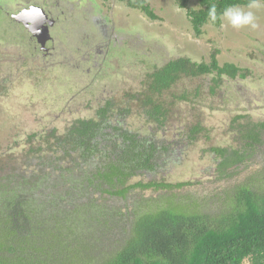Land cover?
<instances>
[{
  "label": "trees",
  "instance_id": "obj_1",
  "mask_svg": "<svg viewBox=\"0 0 264 264\" xmlns=\"http://www.w3.org/2000/svg\"><path fill=\"white\" fill-rule=\"evenodd\" d=\"M176 1L187 8L197 33L213 5L219 15L226 7L249 3L197 0L200 7L193 9L190 0ZM142 8L157 18L149 5ZM241 71L235 63L220 65L216 54L210 62L187 56L170 58L146 75L141 90L126 94V103L108 101L92 108L91 116L67 122L62 130L49 127L32 132L26 135L22 150H13L17 143L8 145L12 140L0 141V210L5 207L10 230L29 228L36 214L30 205L36 201L43 206L40 213L49 215L44 221L51 220V231H65L67 237L79 241L72 249V243L60 234L63 248L48 247L37 264H244L246 259L250 264H264V182L256 187L251 173L240 180L239 174L244 173L238 167L258 151L264 153V122L238 121L232 127L238 143L206 150L217 156V182L207 186L208 190L232 180L223 191L218 213L205 212L198 200L191 196H182V200L175 192L200 185L199 181L173 183L163 177L205 129L199 122L190 123L178 137L164 135L176 120L173 115L178 105L193 104L203 94L185 80L211 75L206 94L211 97L217 94L224 75L246 77ZM136 108L152 133L133 129L127 122ZM148 189H168L172 196L151 210L132 207ZM188 197L193 200L185 202ZM75 231L94 232L79 235ZM84 236L95 241L93 248ZM23 255L16 259L0 256V264H18L15 260Z\"/></svg>",
  "mask_w": 264,
  "mask_h": 264
},
{
  "label": "rangeland",
  "instance_id": "obj_2",
  "mask_svg": "<svg viewBox=\"0 0 264 264\" xmlns=\"http://www.w3.org/2000/svg\"><path fill=\"white\" fill-rule=\"evenodd\" d=\"M7 1L10 0H0V35H4L9 29L6 26L1 29L3 23L9 22V19L2 15L1 10V6L6 5ZM148 2L158 16L156 20L150 19L149 12L147 17L138 14V17H133L125 27L121 26L119 29L125 34L134 33L131 34L132 37L141 35L145 45L140 46L135 42L125 54L120 49L114 53L110 51L108 61L106 59L103 66L92 69L90 73L86 72V65L81 66L78 73L79 71L72 66L73 62L65 61L62 51H68L66 53L68 54L72 49L70 46L56 49L55 55L48 59V63L53 58L59 63L47 67L35 66L29 71H24L21 64L17 63L13 66L7 64L8 60L3 62L4 68L0 70V141L8 143L12 140L8 145L15 142L17 146L12 145L13 150H22L26 135L49 127H58L62 130L67 122L77 116H91L93 109L87 105L95 106L104 96L113 95L119 102H123L124 92L141 90L146 75L170 58L187 56L197 62H210L212 54H216L220 65L235 63L250 69L251 73L244 78L241 88L231 79L224 84L221 83L222 91L218 87L217 94L211 97L206 95L209 89L207 88V91L205 89L211 76L185 80L189 87H199L203 94H200L193 104L184 102L178 105L179 110L175 109L173 115L176 120L171 121L173 124L164 135L168 139L178 137L186 130V125L195 122L201 123L205 129L199 133V139L181 154L180 162L168 166L163 177L173 183L199 181L200 185L188 186L175 192L182 200V196H191L194 200H198L205 212L218 213L222 208L223 191L231 185L232 180L222 185L214 184L208 190L207 186L217 182L215 174L217 156L206 150L213 146L229 147L234 146V142L238 143L234 140L235 129H232L239 123L234 119L236 115L245 113L251 115L250 119L256 122H264V70L260 67L264 58V1L260 2L259 7L251 9L256 16L255 29L250 27L235 29L231 26L222 28L221 24L216 25L208 19L199 24L200 34H197L187 8L179 7L173 0H148ZM188 5L193 9L200 7L197 0H190ZM241 7L248 10L247 5ZM81 16L77 8L74 17L78 23ZM86 31L91 33L88 27L81 29L82 34ZM77 39L79 37H76V43H78ZM110 61L113 62L112 65H109ZM254 69L258 70L255 72ZM243 92L253 93L262 101L256 104L250 97H245ZM134 110L128 123L133 129L148 133L150 128L145 119L138 113L137 108ZM157 136H161V133ZM261 154L258 151L252 157L257 160H250L245 167L249 170H245L244 175L239 174L240 180L251 173L255 176L253 184L256 187L263 184L264 164L260 162ZM137 180L139 179L134 181ZM171 193L168 189L145 190L140 194L141 197L133 201L132 207H137L140 211L151 210L164 199L172 196ZM189 197L185 202L193 200ZM30 207L36 214L29 228L24 229L25 231H11L7 224V211L2 206L1 258L16 259L17 256L24 254L15 260L19 262L18 264H37V259H41L42 254L48 252V247L58 250L59 245L63 248V243L59 239L60 234L63 236V233L64 239L72 243V249L79 246V241L75 242L74 236L67 237L65 231H51L49 227L51 220L48 223L44 221L49 215L40 213L43 211L40 203L32 201ZM73 227L78 229L76 224ZM75 232L81 235L94 231ZM84 237L89 238L86 241L93 248L95 241L89 236ZM94 252H99V249H95ZM75 264L79 263L75 262ZM244 264H250V261L246 259Z\"/></svg>",
  "mask_w": 264,
  "mask_h": 264
},
{
  "label": "flooded vegetation",
  "instance_id": "obj_3",
  "mask_svg": "<svg viewBox=\"0 0 264 264\" xmlns=\"http://www.w3.org/2000/svg\"><path fill=\"white\" fill-rule=\"evenodd\" d=\"M173 1L180 7L178 1ZM134 3H143L144 6L149 5L150 9L153 8H151V3H149L148 0H134ZM143 5H132L130 0L7 1L6 5L1 6L2 15L6 19H9V22L3 23V28L1 27V29L3 30L5 26L9 27V29L6 30L4 35H0V70L4 68L3 62L6 60H8L7 64L13 66L14 64L16 66L17 63L21 64L23 69H25L24 71H29L35 66L41 68L43 65L45 67H47V65H55L59 62L55 61L53 58L52 61L48 63V59L55 55L56 49L70 46L72 49H70L68 54H66L68 51H62L64 52L65 61L67 60L70 63L73 62L72 66L75 67L77 71L80 70L81 66L86 65V72L90 73L92 69L103 66L106 59L108 61L110 51L114 53L118 52V49H120V51L125 54L128 52L127 50L134 46L135 42H138L140 46L145 45V41L141 35L132 37L131 34L134 33L125 34L124 31H119L121 26L125 27L133 17H138V14L147 17V11L142 8ZM77 8L82 15L79 23L74 17L77 14ZM173 8H175L174 5ZM150 19L156 20L157 18ZM83 27H88L91 33H87L86 31L82 34L81 29ZM76 37H79V39H77L78 43L75 42ZM112 64L113 62L110 61L109 65ZM260 67H263L261 70H264V58L262 59ZM241 68L243 69L241 72H245L246 77L250 75V69ZM257 70L258 69H254L255 72ZM78 73H80V71ZM203 77L205 76L198 78ZM246 77L240 74L235 78L224 75L221 78V83L224 84V82H228L232 79L241 88V83ZM211 79L207 81L205 85V87L207 86L205 88L206 91L211 86ZM220 90L222 91V89ZM127 93H130V91L127 90L123 93V102L121 103L112 95L111 97L104 96L97 101L95 106L87 105V107L96 108L100 104L104 106L108 101L118 104L126 103L129 99V94L126 97ZM243 94L245 97H250L251 101L256 104L262 101L261 98H258L253 93L243 92ZM245 115L244 119L240 118L238 121L242 122L247 119L255 124L258 123L250 119L251 115ZM130 116L131 115L127 117V122ZM78 117L87 116H77L71 121ZM195 123H192V125ZM150 133H152V131L146 134ZM235 144L234 142V145ZM260 152L262 154L259 156L262 158L264 153L262 151ZM250 160L257 159L254 157ZM249 162L248 160L244 166H239L242 172L249 170L245 168ZM260 162L264 164V159H261Z\"/></svg>",
  "mask_w": 264,
  "mask_h": 264
},
{
  "label": "clouds",
  "instance_id": "obj_4",
  "mask_svg": "<svg viewBox=\"0 0 264 264\" xmlns=\"http://www.w3.org/2000/svg\"><path fill=\"white\" fill-rule=\"evenodd\" d=\"M260 2L261 0H249L247 5L248 10L238 5H232L226 7L219 15L217 14L216 7L213 5L208 11V18L212 23H215L219 19L222 28L231 26L235 29L244 27L255 29L257 27L256 16L251 9L259 7Z\"/></svg>",
  "mask_w": 264,
  "mask_h": 264
}]
</instances>
